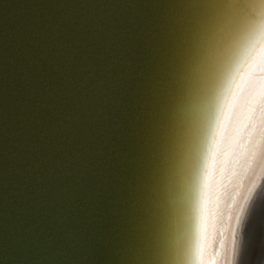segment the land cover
Segmentation results:
<instances>
[{
  "label": "water",
  "instance_id": "water-1",
  "mask_svg": "<svg viewBox=\"0 0 264 264\" xmlns=\"http://www.w3.org/2000/svg\"><path fill=\"white\" fill-rule=\"evenodd\" d=\"M240 7L0 0V264H181L191 133Z\"/></svg>",
  "mask_w": 264,
  "mask_h": 264
},
{
  "label": "bare ground",
  "instance_id": "bare-ground-1",
  "mask_svg": "<svg viewBox=\"0 0 264 264\" xmlns=\"http://www.w3.org/2000/svg\"><path fill=\"white\" fill-rule=\"evenodd\" d=\"M238 1L245 10L237 15L234 12L223 29L219 48H216L211 67L208 69V80L205 86L207 89L201 102L199 101L195 125L191 133L190 178L184 185L185 190H191V193L188 199V213L185 215V223L182 227L184 256H181V264H197V261L191 258V249L197 241L204 245L205 260L215 261L216 264H237L236 252L238 255L244 233L240 230L243 228L246 214L252 204V202L248 204V197L252 191L258 194V191L264 188V165H254V169L246 175L239 170H237L238 175L231 174L229 171L231 165L227 157V140H225L224 150L214 168L213 184L210 189H204V198L201 197L204 160L208 155L210 133L215 126L225 83L240 60L252 26L264 13V0ZM250 9L257 13V18L250 26L248 24L251 21L239 30L243 18L247 17ZM217 199L218 206H214Z\"/></svg>",
  "mask_w": 264,
  "mask_h": 264
},
{
  "label": "snow or ice",
  "instance_id": "snow-or-ice-1",
  "mask_svg": "<svg viewBox=\"0 0 264 264\" xmlns=\"http://www.w3.org/2000/svg\"><path fill=\"white\" fill-rule=\"evenodd\" d=\"M244 10L243 6L238 9ZM225 140L232 175H238L237 170L246 175L254 165H264V13L252 26L240 60L225 83L204 160L202 199L204 189H210L213 184L214 168L224 150ZM214 206H218V199ZM181 256L184 251L177 249L173 259ZM191 258L197 264H216L205 260L204 245L200 241L191 249Z\"/></svg>",
  "mask_w": 264,
  "mask_h": 264
},
{
  "label": "rangeland",
  "instance_id": "rangeland-1",
  "mask_svg": "<svg viewBox=\"0 0 264 264\" xmlns=\"http://www.w3.org/2000/svg\"><path fill=\"white\" fill-rule=\"evenodd\" d=\"M247 6L251 7L249 4H247ZM249 12L251 14L249 13L247 15V17L243 18L242 24L239 26V30H241L240 28H242L244 25H246L248 22L251 21L248 24V26H250L255 21V18H257V13L253 9H250ZM239 23H240V21H239ZM262 190L260 189L258 191L259 192L258 194H257V192L252 191V193L248 197V200H247L248 204L250 205L251 202H252V204L249 208V211L246 214L243 228L240 230L244 233L242 235L239 254L237 255V252H236V259H238L237 264H264V204H263L264 203V194L263 195L260 194L262 192ZM259 194H260V197H259ZM244 202H246V200H244ZM259 203H261L262 206ZM258 207H260V208H258ZM255 210H256V212H255ZM259 212H261V213H259ZM246 234H247V236H246ZM242 250H244V251H242ZM245 251H247L248 253L247 252L245 253ZM243 254H244V256H243ZM241 255H242V257H241Z\"/></svg>",
  "mask_w": 264,
  "mask_h": 264
}]
</instances>
